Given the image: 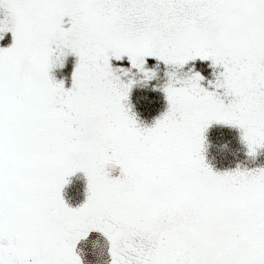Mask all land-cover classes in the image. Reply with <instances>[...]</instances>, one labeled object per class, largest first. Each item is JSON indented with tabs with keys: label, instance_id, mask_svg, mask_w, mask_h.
Wrapping results in <instances>:
<instances>
[{
	"label": "snow or ice",
	"instance_id": "snow-or-ice-1",
	"mask_svg": "<svg viewBox=\"0 0 264 264\" xmlns=\"http://www.w3.org/2000/svg\"><path fill=\"white\" fill-rule=\"evenodd\" d=\"M0 264H81L92 231L112 264H264V168L218 173L213 123L264 148V0H0ZM11 33V43L3 46ZM72 54L71 87L51 73ZM175 68L141 127L130 69ZM210 61L214 80L195 62ZM119 168V176L112 171ZM87 199L69 207L67 178Z\"/></svg>",
	"mask_w": 264,
	"mask_h": 264
},
{
	"label": "trees",
	"instance_id": "trees-1",
	"mask_svg": "<svg viewBox=\"0 0 264 264\" xmlns=\"http://www.w3.org/2000/svg\"><path fill=\"white\" fill-rule=\"evenodd\" d=\"M2 15V13H0ZM3 46H8L11 43V33L6 35V39ZM73 56L68 55L64 60V67H55L52 70V75L57 79H63L65 81V87L71 86L70 75L68 74L71 70V65L73 64ZM157 62L153 58H148L147 61ZM210 61L207 62H195V69L200 71L205 77L202 84H208L209 80H214V69L210 67ZM113 65H120L127 69L130 68L129 62L125 58L122 64L113 61ZM192 65L186 66L190 68ZM157 71V77L146 83H141L135 81L128 93V98L126 100L127 107L133 112L134 116L139 120L146 123H150L151 120L155 118L156 115L162 113V109L165 104L163 83L167 81V76L164 74L167 69L171 72H175L178 76H183L187 71L186 68H175L174 66H165L161 62H158L154 67ZM169 80V79H168ZM205 153L204 155L210 161L213 154L216 151H221L226 157L225 162L229 163L231 167L234 163L243 159L248 162L251 166L258 165L259 167H264V148L257 149L255 156H250L248 154V147L246 143L242 140V133L238 128L231 127L226 124L218 123L215 126L207 129L205 134ZM213 160V159H212ZM76 180H72L74 184ZM71 183V182H70Z\"/></svg>",
	"mask_w": 264,
	"mask_h": 264
},
{
	"label": "rangeland",
	"instance_id": "rangeland-1",
	"mask_svg": "<svg viewBox=\"0 0 264 264\" xmlns=\"http://www.w3.org/2000/svg\"><path fill=\"white\" fill-rule=\"evenodd\" d=\"M69 55L71 56L72 54H69ZM72 56H73L72 57L73 58V64L71 65V67H70L71 70L68 73L70 75V78H69L70 80H71L72 71L74 69V65L77 62V57H75L74 55H72ZM153 59L156 60L155 58H153ZM157 63H158V61L151 63V61H149V60L146 63V66H145L146 69L155 73V75L152 76L151 78H146L143 72L139 71L138 69L131 68V65L129 64L130 65V68H129L130 71H128L127 75H123L122 76V80L125 83H128L129 81H132L133 83L135 81L141 82V83H146V82H149L151 80H154L157 77V71L154 68L157 65ZM161 63L164 64L163 62H161ZM116 66L123 67V66H120V65H116ZM165 66H167V65H165ZM168 66H170V65H168ZM184 68H186V66ZM186 69H187V71L185 73L188 72L189 68H186ZM170 72H171V70L167 69L165 71V73H164L167 76L168 79H169L168 73H170ZM168 79H167V81L165 83H163L164 84L163 85V89L168 84V82H169ZM206 83H208V82H206ZM202 85L205 86V87H208V84H206V85L202 84ZM163 95H164V99H165V104H164V107L162 109V113L159 114V115H156L155 118L150 121V123H146L145 119H144V122H143L142 120H139L138 118L135 117V119H136V121H137L139 126H141V127H152L155 124L156 120L159 119L167 111V109H168V101H167L165 92H164ZM125 104H126V106H128L126 101H125ZM130 114L134 115L131 110H130ZM215 124L217 125L218 123L213 122L207 129H209L210 127L213 128V126H215ZM229 126L238 128V127L232 126V125H229ZM239 130L241 131V129H239ZM206 131L204 132V137H205ZM241 133H242V131H241ZM204 144H205V138H204ZM204 144H203V155L205 153V147H206V145H204ZM213 155H214V156H212L213 160L211 159L210 161L204 155L205 161L213 169V171L218 172V173L234 171V170H237V168H239L242 171H244V170H255V169H258V168H264V167H259L258 165L251 166L248 162H245L243 159H240L238 162L234 163L231 167H229V163L225 162V161H227V160H225L226 157L224 156V154H222L221 151H216V153L213 154ZM77 174H78V172H76L74 175L70 176V178L75 177V178H73V180H76L77 182H81L82 180L81 179L79 180V178H78L79 176ZM84 176L86 177V175H84ZM86 178H85L84 182H85V186L88 187V181H87ZM67 180H68V183H69V179H67Z\"/></svg>",
	"mask_w": 264,
	"mask_h": 264
},
{
	"label": "water",
	"instance_id": "water-1",
	"mask_svg": "<svg viewBox=\"0 0 264 264\" xmlns=\"http://www.w3.org/2000/svg\"><path fill=\"white\" fill-rule=\"evenodd\" d=\"M82 264H109V243L101 232L92 231L88 237L81 239L75 248Z\"/></svg>",
	"mask_w": 264,
	"mask_h": 264
},
{
	"label": "flooded vegetation",
	"instance_id": "flooded-vegetation-1",
	"mask_svg": "<svg viewBox=\"0 0 264 264\" xmlns=\"http://www.w3.org/2000/svg\"><path fill=\"white\" fill-rule=\"evenodd\" d=\"M112 176L113 178L119 176V168L117 167L114 171H112ZM79 177V180L81 179V182H74V184H72V180L75 177L72 178H67L69 179V183L66 184L63 189H62V197L65 200V202L67 203V205L69 207H79L81 206L87 199V186H85V174H83V172H78L77 174ZM87 179V178H86ZM71 182V183H70ZM98 232V231H97ZM107 238V237H106ZM109 243V253H110V248H111V244L110 241L108 240ZM110 262L109 264H112V256L110 253ZM82 264V263H81Z\"/></svg>",
	"mask_w": 264,
	"mask_h": 264
}]
</instances>
